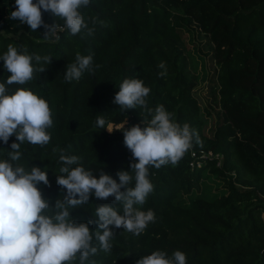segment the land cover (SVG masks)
<instances>
[{
    "label": "trees",
    "instance_id": "1",
    "mask_svg": "<svg viewBox=\"0 0 264 264\" xmlns=\"http://www.w3.org/2000/svg\"><path fill=\"white\" fill-rule=\"evenodd\" d=\"M15 10V0H0V56L12 44L52 61L33 60L34 67L45 69L43 73L34 72L24 85H7L11 74L0 60V82L6 84L7 94L25 88L45 99L53 126L47 129L51 136L47 145H20L19 161L8 155L11 144L18 142L15 136L7 144L0 141V161L20 164L26 171L35 166L48 172L50 186L38 185L50 202L45 214H54L51 205L66 195L56 183L62 165L60 151L53 148L79 157L78 164L70 167L82 166L97 178L104 172L118 181L117 172H130L131 163L137 162L122 131L109 133L96 124L99 115L106 120L105 128L126 121V128L142 125L141 114L152 118L140 108L121 112L113 103L123 80H143L151 89L146 100L153 115L157 106L164 105L177 123H187L199 135L200 142L193 141L175 166H149L153 191L138 207L153 210L155 221L138 236L113 226L110 253L100 249L90 260L136 264L154 251L170 256L180 250L187 264H264V0H90L80 11L89 27H95L94 34L82 29L72 36L65 30L51 42L43 39V26L34 32L10 19ZM42 13L46 24H63ZM92 18L104 24L93 25ZM187 32L206 37L211 49L208 56L214 70L209 87L219 106L212 134L206 130L212 112L196 95L201 77ZM77 53L92 55L94 72L67 82L66 67L75 62ZM161 61L167 64L164 77L158 67ZM134 184L133 179L129 187ZM102 205L123 215L114 197L92 196L87 204L69 211L77 223L93 221L89 227L96 231L95 212ZM92 243L99 249L95 238Z\"/></svg>",
    "mask_w": 264,
    "mask_h": 264
},
{
    "label": "clouds",
    "instance_id": "2",
    "mask_svg": "<svg viewBox=\"0 0 264 264\" xmlns=\"http://www.w3.org/2000/svg\"><path fill=\"white\" fill-rule=\"evenodd\" d=\"M89 4L90 0H15L16 10L11 12L10 19L19 20L34 32L43 26V39L49 42L58 40V33L65 30L72 36L82 29L86 30L87 35H93L95 27H89L80 11ZM42 10L62 20L63 24H46ZM97 22L104 24L98 18L91 19L93 25ZM0 60L11 74L6 84L24 85L33 79L34 72L45 71L42 67H34L33 60L37 64H50L52 58L29 54L27 47L21 51L9 44ZM158 67L162 70L160 76H166V62L161 61ZM85 72H94L93 57L77 53L75 62L66 67L65 80L79 81ZM6 84L0 82V141L7 144L10 137L15 136L18 142L11 144L12 151L8 155L11 161H19L22 143L42 147L49 143L51 136L47 129L53 126L52 113L48 102L31 90L18 88L14 93L7 94ZM150 91L141 79H125L113 100L121 112L140 108L152 116L148 120L140 113L142 125L126 128V121L115 129L111 123L105 128L103 115L96 118L97 127L109 133L122 131L124 144L132 153L133 160L137 161L131 163L130 172H117L118 181L104 172L97 178L82 166L71 168V165L78 164L80 158L67 156L62 150L53 148V152L60 151L59 161L62 165L56 183L66 189V195H63V199H57L54 206L51 205L54 208L52 215L45 214L50 202L38 187L41 183L50 186L48 172L35 166L26 171L20 164L0 161V264H76L77 260L79 264H95L90 257L95 256L98 250L111 251L110 240L115 235L113 226L138 236L149 223L155 221L153 210L144 211L138 207L145 204L153 191L148 178L149 166L157 169L169 163L175 166L193 146V141L199 143L200 140L190 125L177 123L164 105L157 106L153 115L146 100ZM133 179L134 187H129ZM92 196L98 200L114 197L122 205L123 215L119 214L117 208L102 205L95 212L98 230H90L89 225L93 221L77 223L69 209L87 204ZM94 238L99 242V249L93 246ZM136 264H187V261L186 254L180 250L170 256L165 251H154L141 256Z\"/></svg>",
    "mask_w": 264,
    "mask_h": 264
},
{
    "label": "rangeland",
    "instance_id": "3",
    "mask_svg": "<svg viewBox=\"0 0 264 264\" xmlns=\"http://www.w3.org/2000/svg\"><path fill=\"white\" fill-rule=\"evenodd\" d=\"M186 38L190 45V50H192V54L195 56V59L198 60V72L200 74L201 81L196 89V95L198 96L203 108H209L212 112V115L208 117V123L206 124L207 132L212 134L217 126L219 106L213 102L209 87V81L214 70V64L208 56L211 49L207 47V38L201 35L199 36L197 33L189 35L187 32ZM115 127L116 126L113 125L114 129Z\"/></svg>",
    "mask_w": 264,
    "mask_h": 264
},
{
    "label": "built area",
    "instance_id": "4",
    "mask_svg": "<svg viewBox=\"0 0 264 264\" xmlns=\"http://www.w3.org/2000/svg\"><path fill=\"white\" fill-rule=\"evenodd\" d=\"M209 155H212L211 153H209Z\"/></svg>",
    "mask_w": 264,
    "mask_h": 264
}]
</instances>
